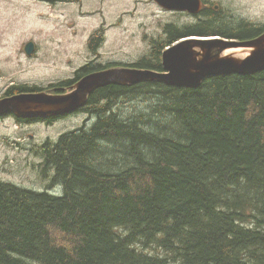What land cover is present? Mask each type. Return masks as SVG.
<instances>
[{
  "label": "trees",
  "instance_id": "trees-1",
  "mask_svg": "<svg viewBox=\"0 0 264 264\" xmlns=\"http://www.w3.org/2000/svg\"><path fill=\"white\" fill-rule=\"evenodd\" d=\"M227 16L204 12L195 24L167 27L152 58L135 66L163 70V50L190 33L249 40L252 25ZM234 22L239 34L227 28ZM38 90L15 84L6 96ZM125 96L147 106L108 108ZM86 107L101 117L92 128L43 144L39 172L53 171L49 188L0 179V264H264V69L208 77L197 88L109 83ZM115 136L121 154H112ZM97 140L108 142L105 152Z\"/></svg>",
  "mask_w": 264,
  "mask_h": 264
},
{
  "label": "rangeland",
  "instance_id": "rangeland-1",
  "mask_svg": "<svg viewBox=\"0 0 264 264\" xmlns=\"http://www.w3.org/2000/svg\"><path fill=\"white\" fill-rule=\"evenodd\" d=\"M213 1L235 10L238 14L233 13L242 19L264 22V0ZM189 20H192L190 16L169 14L150 0H70L53 6L34 0H0V95L13 82L47 85L74 76L77 69L93 58L88 38L92 41L100 36L101 39L100 46L95 45L93 49L95 64L122 63L133 67L134 62L154 54V46L164 39L162 28L169 23ZM236 27V24H227L229 30L237 31ZM222 38L227 39L188 34V40ZM29 41L37 44L34 54L28 58L20 52V60H16L14 46ZM231 48H224L223 56L235 55L237 50ZM137 98L132 100L125 96L114 102L125 114L147 106ZM89 116L77 113L49 127L39 124L21 128L11 118L0 121V179L34 189L49 188L53 171L49 178L39 172V164L44 160L35 142L42 144L48 137L58 140L62 133L88 122ZM158 119L152 117L148 123L154 125ZM28 134H33V138ZM118 141L117 136L110 141L112 154H121L118 150L126 148ZM99 142L101 140H97V144ZM107 146L105 141L99 145L104 152ZM55 189L58 195L63 193L61 186Z\"/></svg>",
  "mask_w": 264,
  "mask_h": 264
},
{
  "label": "water",
  "instance_id": "water-1",
  "mask_svg": "<svg viewBox=\"0 0 264 264\" xmlns=\"http://www.w3.org/2000/svg\"><path fill=\"white\" fill-rule=\"evenodd\" d=\"M157 1L166 8L192 13L201 9L200 0ZM228 46L237 50L235 55L223 56V49ZM33 50L34 44L29 43L27 53L31 54ZM162 60L163 71L115 66L84 76L63 93L43 90L3 97L0 99V116L7 113L20 118L63 116L84 106L88 93L109 83L126 86L148 79L197 88L208 76L261 71L264 69V33L248 41L225 38L181 40L164 50Z\"/></svg>",
  "mask_w": 264,
  "mask_h": 264
},
{
  "label": "flooded vegetation",
  "instance_id": "flooded-vegetation-1",
  "mask_svg": "<svg viewBox=\"0 0 264 264\" xmlns=\"http://www.w3.org/2000/svg\"><path fill=\"white\" fill-rule=\"evenodd\" d=\"M152 3H154L152 0H150ZM202 1V5H203V7H202V10L201 11H199V12H201V13H203V12H206V13H208V14H212V15H214V19L215 20H217V19H221V18H225V16L223 15V9H222V4L221 3H216V2H214L213 0H201ZM168 13H170V14H177V15H187V16H190L191 18H192V21H194V22H199V20L201 19V17L199 16V14H190L189 12H187V11H178V10H176V11H170V10H166ZM200 13V14H201ZM236 19L238 20V17H236ZM249 22H250V24L252 25L250 28H247L248 30H251L253 33L250 35V36H247V37H244V38H246V39H250V38H254V37H256V36H258V35H260V34H256V33H254V31H253V29H255V32L256 31H258V30H261V32L262 31H264V22L263 23H257V22H255V21H251V20H248ZM257 26V27H256ZM233 32H235V34H237L238 32L237 31H235V30H233ZM237 32V33H236ZM239 34V33H238ZM241 35V34H240ZM241 37V36H240ZM94 42H96V41H93V43ZM96 46H100V43L99 44H95ZM96 71H99V70H96ZM94 72V71H93ZM87 75V74H86ZM57 83H55V82H50V83H48L47 85H33L35 88H37V89H39L38 91H41V90H46V91H53V92H55V90L57 89L56 87L57 86H55ZM74 84V83H73ZM73 84H71V85H73ZM70 85V86H71ZM69 86V87H70ZM8 87H6V88H4V90H3V93H5L6 92V89H7ZM3 97V96H2ZM113 106H117L116 104H112L111 106H110V103L108 104V108H113ZM91 108V107H90ZM77 113H81V114H86V115H90L89 117H88V119H87V121L88 122H86V123H84V124H82V125H80V126H78L77 128H76V130H79L80 128H83L84 130H88V129H90V128H92L93 127V125H95L98 121H99V118H101V117H99L96 113H98V112H94V111H87V110H85V109H83V108H79L76 112H74V113H71V114H65L64 115V117H67V116H73V115H75V114H77ZM7 116H9V117H7ZM14 118V120H16L15 119V117L13 116V115H9V114H7V115H4V116H2V117H0V121H2V120H5L6 118ZM56 117H51V118H47V119H44V118H40V119H37V118H28V119H21V125H35V124H45V125H47V123L48 124H50V123H53V121H54V119H55ZM58 118V117H57ZM55 120H57V119H55ZM47 126H51V125H47ZM28 136L29 137H33V135L32 134H28ZM103 140H104V138H102ZM43 144L44 143H42V146H39L40 147V150H39V153L40 152H43V149H42V147H43ZM100 146H101V144H99Z\"/></svg>",
  "mask_w": 264,
  "mask_h": 264
},
{
  "label": "bare ground",
  "instance_id": "bare-ground-1",
  "mask_svg": "<svg viewBox=\"0 0 264 264\" xmlns=\"http://www.w3.org/2000/svg\"><path fill=\"white\" fill-rule=\"evenodd\" d=\"M208 16H209V14H208ZM205 18V17H204ZM241 18V17H240ZM224 22V21H223ZM229 28V27H228ZM93 41H96V42H94V44H99L100 43V41H101V39L100 40H97V39H94V40H92V42ZM212 76H219V75H212ZM212 76H208V77H212ZM208 77H206V78H208ZM205 78V79H206ZM204 79V80H205ZM203 80V81H204ZM203 83V82H202ZM202 83H201V85H202ZM200 85V86H201ZM170 86H176V87H189V86H180V85H170ZM199 86V87H200ZM22 88V87H21ZM190 88H194V87H190ZM78 110V109H77ZM77 110H75V111H73V112H70V113H67V114H71V113H74V112H76ZM8 114V113H7ZM7 114H3V115H1L0 117H2V116H4V115H7ZM20 119H28V118H20ZM66 127V126H65ZM75 130H76V128H75ZM32 144V143H31ZM36 144V143H35ZM33 147H34V145H33ZM35 147H36V145H35ZM23 150V149H22ZM30 151H32V150H30ZM35 152V151H34ZM35 169V168H34ZM245 178V177H244ZM237 186V185H236ZM58 192V191H57ZM222 206V205H221ZM249 227V226H248ZM167 256V255H166ZM170 256V255H169ZM169 259H171V257L169 258Z\"/></svg>",
  "mask_w": 264,
  "mask_h": 264
},
{
  "label": "crops",
  "instance_id": "crops-1",
  "mask_svg": "<svg viewBox=\"0 0 264 264\" xmlns=\"http://www.w3.org/2000/svg\"><path fill=\"white\" fill-rule=\"evenodd\" d=\"M113 103H115L116 105H118L116 102H113Z\"/></svg>",
  "mask_w": 264,
  "mask_h": 264
}]
</instances>
